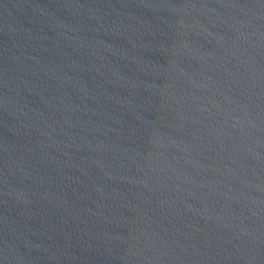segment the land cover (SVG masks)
<instances>
[{
  "label": "water",
  "instance_id": "obj_1",
  "mask_svg": "<svg viewBox=\"0 0 264 264\" xmlns=\"http://www.w3.org/2000/svg\"><path fill=\"white\" fill-rule=\"evenodd\" d=\"M0 264H264V0H0Z\"/></svg>",
  "mask_w": 264,
  "mask_h": 264
}]
</instances>
